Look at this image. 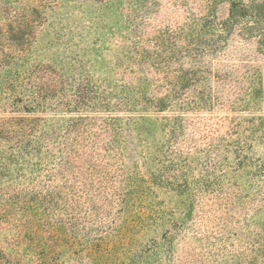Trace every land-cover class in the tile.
Segmentation results:
<instances>
[{
	"label": "rangeland",
	"instance_id": "374dc122",
	"mask_svg": "<svg viewBox=\"0 0 264 264\" xmlns=\"http://www.w3.org/2000/svg\"><path fill=\"white\" fill-rule=\"evenodd\" d=\"M253 1L0 0V264H264Z\"/></svg>",
	"mask_w": 264,
	"mask_h": 264
},
{
	"label": "trees",
	"instance_id": "16d2710c",
	"mask_svg": "<svg viewBox=\"0 0 264 264\" xmlns=\"http://www.w3.org/2000/svg\"><path fill=\"white\" fill-rule=\"evenodd\" d=\"M250 14L253 18V25L248 29L250 35H254L258 38V43L261 47V52L264 55V27L261 24H264V1H253L249 5ZM230 17L233 19L240 15L239 10L237 9L236 4H232L230 7ZM261 23V24H260Z\"/></svg>",
	"mask_w": 264,
	"mask_h": 264
}]
</instances>
